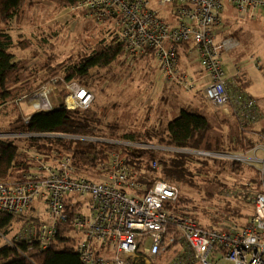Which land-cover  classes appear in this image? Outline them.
<instances>
[{
  "label": "built area",
  "instance_id": "2783aa9c",
  "mask_svg": "<svg viewBox=\"0 0 264 264\" xmlns=\"http://www.w3.org/2000/svg\"><path fill=\"white\" fill-rule=\"evenodd\" d=\"M156 5L161 9L172 7L176 25L161 17L149 0H85L71 11L85 14L96 23L112 19L129 56L150 52L163 80L186 92L197 90L195 80L180 70L179 48L190 46L210 79L204 90L207 100L216 108L230 109L240 130L258 124L262 112L257 101L231 90L238 86L239 74L228 78L222 63L224 54L240 43L234 38L219 42L215 28L221 23L226 5L236 7L243 17L252 16L256 10L264 9V0H157ZM59 93L65 94L64 104L70 110H88L95 99L92 91L78 82L55 76L31 97L19 101L26 100L36 110L49 111L59 106ZM4 136L7 139L19 135ZM119 144L141 150L160 148L144 141ZM258 150L262 151V159H257L261 168L254 214L246 225L229 231L207 230L192 219L172 216L166 205L178 198L179 185L156 177L148 188L136 179L132 164L116 152L100 163L98 180L78 177L70 156H64L56 165L39 162L24 182L0 180V212L21 215L41 201L44 221L39 222L36 232L35 225L28 226L17 239L36 236L41 248L47 249L60 225L70 221L81 236L78 253L84 264L145 263L159 255L171 223L199 264H264V139L251 151L255 155ZM245 156L228 158L244 163ZM152 169L159 171L156 161ZM85 200L89 214L84 213ZM74 207L80 210L70 214L68 209ZM106 250L112 255H105Z\"/></svg>",
  "mask_w": 264,
  "mask_h": 264
},
{
  "label": "trees",
  "instance_id": "16d2710c",
  "mask_svg": "<svg viewBox=\"0 0 264 264\" xmlns=\"http://www.w3.org/2000/svg\"><path fill=\"white\" fill-rule=\"evenodd\" d=\"M27 1L0 0V22L6 25L18 19ZM46 1L60 10L71 11L85 0ZM103 35L105 33L102 32L101 39L93 44L84 45L85 51L79 58L72 57L53 66L47 61L39 68L29 71L15 60L14 51L28 50L34 45L32 41L16 40L7 29H0V107L9 104L14 107L18 118L11 124L8 133L19 135L17 138L0 139V180L24 182L39 162L56 165L64 156L72 158L78 177L98 180L101 174L100 163L116 152L132 164L136 179L147 184L148 188L152 186L156 177L179 185L178 198L166 205V210L172 216L192 219L207 230L229 231L237 226L223 227L222 224L229 219L241 217L240 200L247 202L253 187L249 184H239L240 177L244 176L245 168L251 167L243 166L245 163L228 157L235 156L234 153L246 155L255 148V138L262 142L264 128L260 123L263 117L258 124H251L240 130L237 120L231 123L217 114L221 122L219 127H214L206 117L183 109L180 116L168 121L164 130L157 124L149 126V129L143 132H131L127 125L116 119L107 120L108 111L95 99L88 110L67 109L64 104V93L60 95L59 106L54 110H37L32 115L21 113L19 106L22 103L30 104L26 100L23 102L19 100L31 97L52 77L61 75L66 81H76L92 91L96 98L99 93L98 84L104 81L102 76H99L100 71L108 70L106 75L110 74L113 67L125 64L129 57L137 59L142 56L145 61L155 60L150 52L139 57H131L124 51L119 35H114L110 40L107 34ZM34 53L38 56V52ZM40 70L47 71L44 77H39ZM150 79L152 83L154 80ZM165 84L167 92L179 87L176 84L170 86ZM248 87L246 84L242 86L239 81L233 91L252 97L245 91ZM257 105L259 106V103ZM157 118L163 119V116L159 114ZM233 128L235 133L232 131ZM127 141L153 143L167 151L163 150L162 155H159V151L141 150L119 144ZM186 151L205 152L212 156H199ZM154 161L157 162L159 171L152 169ZM226 165H229L230 170L235 173V178H238L239 183H235L234 188L240 190L239 193L234 192V197L230 198L228 191H231V186L222 176ZM257 172L259 173V170ZM213 182H220L219 192L216 194L205 191ZM258 185L260 186L259 175ZM203 192L206 198L202 203H198L193 195ZM222 194L224 195L221 197ZM256 194L257 191L251 196L252 201L255 200ZM214 198L223 205L216 204L215 209L209 208L205 203L215 200ZM235 204L237 206L233 207ZM79 210L74 207L69 208L68 212L75 214ZM39 222L38 218L31 217L26 212L21 215L0 212V264H84L78 253L81 236L70 221L60 225L56 238L47 249L41 248L36 236L32 239L18 240L17 234L8 240L11 244L8 241L2 243L3 239L13 232L15 225L20 223L24 228L35 225L33 228L36 232ZM181 239L176 226L173 223L169 224L161 250H171L180 244ZM184 247L192 253L186 243Z\"/></svg>",
  "mask_w": 264,
  "mask_h": 264
},
{
  "label": "rangeland",
  "instance_id": "374dc122",
  "mask_svg": "<svg viewBox=\"0 0 264 264\" xmlns=\"http://www.w3.org/2000/svg\"><path fill=\"white\" fill-rule=\"evenodd\" d=\"M149 1L152 4V8L160 11L161 17L176 25L172 7L161 9L156 5L157 0ZM258 11H261V16ZM255 13V17L258 16L259 18L258 22H254L256 25L252 23V17H239L240 13L238 11L234 14L225 13L221 16L223 24L216 31H218L219 42L220 40L234 38L240 43L239 47L225 53L223 56L222 63L226 75L229 74L232 65L235 64L234 61L241 70L247 71L252 83H254V87L247 94L257 97L258 103L264 109V89H262L264 84V11L260 9ZM20 14L18 19H14L6 25L0 22V29H7L16 40L25 39L32 41L34 45L28 50L14 51L15 60L24 65L29 71L39 68L41 64L47 61L51 62L50 64L53 66L72 57L74 59L79 58L81 53L85 51L83 46L88 43L91 45L100 40L102 32L105 33L103 36H106V34L109 36V40L114 35H119V29L112 19L98 24L85 14L70 10H60L46 0H28ZM34 52H38V56ZM141 57L137 59L129 57V59H126L127 62L125 64L120 66L118 64V66L113 67L110 74L106 75L108 70L100 71L101 75L99 76H102L104 81L102 84L101 82L98 84L99 93L97 96L95 95V101L108 111L109 117L107 120L116 119L121 124L127 125L131 132H143L149 129V126L152 127L157 124H159L158 127L164 130L168 121L176 119L180 116L181 111L186 109L191 113L206 117L212 126H220L221 121L217 114L221 115V109L214 107L205 97L204 90L210 79L200 63L194 65L196 73H199L198 75L202 77L201 85L197 84V90L186 92L180 87H174L167 92V90L163 91V86L166 85L163 82H167L160 75L156 61H145ZM256 58L262 62L260 67ZM255 63L257 67L263 68V70L251 69ZM180 69L183 71L182 66ZM46 72V70H40L39 77H44ZM23 77L25 78V76ZM150 78L154 80L152 83H150ZM167 84L171 85L170 83ZM60 95L61 93L57 95V100H59ZM19 107L23 115H32L37 111L34 106L27 103H22ZM159 114L163 116V119L157 118ZM17 118V112L12 105L0 107V134H2L0 139L6 137L4 136L5 134H10L8 132H10L11 124ZM258 130L260 131L261 129L258 128ZM226 131H228V128H226ZM226 131L225 133H227ZM232 131L236 132L234 128ZM254 140L256 141V147L260 142H258V138ZM163 150L167 151V149L162 147L157 148L155 151H159V155H162ZM187 153L197 154L193 151ZM261 154V150L256 151L255 155L251 151L246 154V158H243L245 163L243 166L251 168H245L244 176L240 177V183L238 178H235V173L230 170L229 165L225 166L222 176L231 186V191H228L230 193L229 198L234 197V192H240V190L237 191L238 189L234 188L235 183L249 184L253 187V190H250L252 193L247 202L240 200L239 210L242 214L241 217L229 219L222 224L223 227L231 225L243 226L254 214V201H252L251 196L259 190L257 171L261 168V163L258 162V160L262 159ZM233 155H238V153ZM220 181L224 182L223 180ZM219 188L220 182H213L205 188V191L216 194L219 192ZM193 197L196 198L198 203H202L204 198H206L205 192L193 195ZM85 201L84 213L89 214V207L86 204L88 200ZM205 204L209 208L215 209V205L222 204V202L215 199ZM43 206V203L39 201L26 213L42 222L45 219ZM235 206L237 205H233V207ZM25 229L20 223L15 225L13 232L10 236L4 238L5 240L3 239L2 243L4 244L5 241L10 240L14 235L23 232ZM183 241L182 238L180 244L171 250H161L157 257L150 258L145 264H199L194 260L192 253L185 249Z\"/></svg>",
  "mask_w": 264,
  "mask_h": 264
},
{
  "label": "crops",
  "instance_id": "0c3cea01",
  "mask_svg": "<svg viewBox=\"0 0 264 264\" xmlns=\"http://www.w3.org/2000/svg\"><path fill=\"white\" fill-rule=\"evenodd\" d=\"M233 10V11H232ZM237 8L234 7V6H231V5H226L225 9H224V12L223 14H234L235 12H237ZM257 11V10H256ZM255 11V12H256ZM262 11H264V9H262ZM254 12V13H255ZM261 12V11H260ZM259 13V15L261 16L262 13ZM254 13L252 14V16H241V14L239 15V17L241 18H247V17H252V23L254 24V22H258L259 18L258 16L255 17ZM222 14V15H223ZM256 14V13H255ZM250 22V21H249ZM223 24L222 20H221V23L215 28V31L219 28L220 29V25ZM256 25V24H254ZM218 31H216V34H217ZM179 59H180V67L182 66L183 68V72L184 74H186L187 76H189L190 78H192L193 80H195L196 84H199L201 85V76L198 75L199 73H196L195 71V68H194V65L198 64L199 63V60H198V56H197V53L196 51L194 52L192 50V48L190 46H182L179 48ZM257 59V58H256ZM258 60V66L260 67L261 65V60L257 59ZM235 64L232 65V69L229 71V74H227V77L230 78V77H234L235 75H238L239 74V79L238 81H240V84L243 86V84H246V85H249V87L245 90L246 93L250 92L251 89L254 87V83H252L250 77H249V74L247 73V71H244V70H241L239 65L234 61ZM257 63V62H256ZM256 63L255 65L251 68V69H257V70H260L262 71V69H260L259 67L256 66ZM264 63V62H263ZM181 70V69H180ZM200 76V77H199ZM163 81V80H162ZM163 84L165 85V83L163 82ZM167 86H163V91L165 90ZM262 89H264V84L262 86ZM231 90H233V88H231ZM259 93V92H258ZM250 96H252L253 98H257L255 97L254 95L252 94H249ZM257 100V99H256ZM259 106H260V103H259ZM260 109L262 111V121L260 123V126H262L264 128V109L261 108L260 106ZM221 117L224 119V120H228L230 121L231 123H235V118H234V115L233 113L231 112L230 109L228 108H221ZM262 142L259 143V145L261 144ZM259 145H257L256 147H258ZM262 157V154L260 155ZM105 255L107 256H111V251H104L103 252Z\"/></svg>",
  "mask_w": 264,
  "mask_h": 264
}]
</instances>
